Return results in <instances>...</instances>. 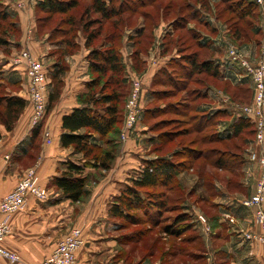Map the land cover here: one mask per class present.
<instances>
[{
	"label": "rangeland",
	"instance_id": "obj_1",
	"mask_svg": "<svg viewBox=\"0 0 264 264\" xmlns=\"http://www.w3.org/2000/svg\"><path fill=\"white\" fill-rule=\"evenodd\" d=\"M5 1L6 3L8 2L9 5L11 4L10 7L17 9V11H27L32 5L36 13L35 21L39 28V36H49L50 33H53L52 42H57L64 38L63 35L54 34V30L60 26L67 29L70 28L71 26L69 24L66 23L62 25V23L63 19L70 17L71 15L73 16L72 18L74 19V23H76L75 25H77L76 27L72 26L71 30L73 32L76 31V41L79 45L80 43L85 42L87 36V34L83 32L80 25L83 26L88 22L94 23L93 26L89 28V31L96 33L99 31L98 34L100 36L98 35L99 37L95 42V46H98L99 48L104 47L101 45L103 41L107 39L108 35L114 32L113 28L116 23L123 25V27L121 26L123 28L121 30V34L117 33L114 36L111 35L116 48L120 49V56L125 65L123 74L124 86L122 85L125 93L123 106L124 112L121 124L119 125V133L117 134V137H114V139H116L114 142L117 143L114 147L117 148L118 155L122 152L123 147L124 152L126 151V153H128L129 150H132L131 153L134 155L132 158V161H134L132 167L141 166L142 168L145 165L146 160L171 155L170 157L173 158V161L179 168L178 170L180 172L177 176L173 190H166L169 210L162 213L161 219H149V215L147 216L146 213L141 210L133 212L135 217H137V221H139V223L136 224H131L123 219L112 218L118 219V222L123 225L122 227H119L120 229L118 230V234L124 237V254L125 257H127L125 260L126 264H136L141 259H144L145 255L152 251L158 252L156 259H162L163 264H205L203 261L198 263L190 261L189 258L184 257V254L176 256L172 259V261L169 260L168 257L165 258L168 253L175 251L178 247L184 248V250L189 253L202 254L207 252L208 249H215L217 245L222 244L221 242L215 241V235L222 233L220 227L217 226L214 229H210V227H208V231L206 233L211 236L200 237V231L194 222L195 228L183 235L184 238L193 239L189 243L181 241L183 238L175 241L170 238L169 235L163 233L161 230L163 227L170 225L174 219H179L183 215H191V219H200L201 216L203 219H206V222L209 221V224L211 225L214 224L212 223L213 219L230 220L227 225H231V228L233 229L232 232L235 231L244 240L245 234H255L259 231V228L255 230V210L250 207L249 201L255 190H257L263 174V167L261 165V159L264 154L263 143L258 140L257 134L255 137L254 135L252 137L243 133V135H240L238 138L226 140L219 144H205L202 141L203 137H207V135L212 133V131L210 130V133L202 132L196 134L192 128V125H195L193 122L194 114L191 108L193 105L201 104L200 107L202 110L207 108L209 109L211 104L213 107H216V99L212 100L208 98L206 100L200 98V100L196 99V101L193 99L195 97L198 98V91L202 94L201 89L209 85L212 88V92L218 94L219 96V109H226L228 111L229 117H227L224 122V128L220 127L222 130L224 129V132H226L227 135L229 128L226 127H228L229 120L232 115L233 117L236 115H242L240 113L241 108H251L254 105L255 91L253 82H250V77H246L245 74L244 78H242L244 80L242 83L243 88L236 89L232 84V86L227 85L226 83L229 81L226 79L216 80L209 74H191L188 78L187 75L191 66H187L188 64L186 65L184 62V67L187 68H181L179 67L180 64H177L175 65L176 68L174 73L172 72L174 75V82L177 83V86L179 87L183 83L180 82L182 79L186 80V83L182 85L181 88H175L173 86H169L170 84H168V82L162 83L163 81H166V78L164 76L160 77V81L162 82L157 85H153L152 90L154 93L169 91L170 94L165 96L163 101L156 100L157 96H155L154 100H152L153 97L148 94L149 98L145 106L141 105L140 100L139 116L136 119L134 128L129 130L126 122L128 116L127 104L132 91V85L136 81L141 82L143 85L144 79H142L141 76L143 75L142 73L147 70V64H144L143 61L144 59H149L151 66H153L155 60L160 58L158 57V52L160 51L163 43H167L169 40L173 41L170 54L177 56L179 53L178 56H180L181 60L186 59V57L194 53L198 54L200 61L210 57V55H213L212 57L214 59L219 57H226V59H229V50L233 48L237 50L243 58L247 59L250 63H253V59L249 58V56L250 52H252V46L255 39H259V37L253 35L252 31L250 32V27L248 25L249 21H239L236 16L228 12L223 13V16L221 17H216L217 11H213V14L210 13L207 17L208 21H210L209 28H201V25L196 21H191L188 26L200 29L201 36H204L205 39H210L207 41L212 40L210 44L212 49L210 50L208 48H200L197 45V41L192 38V34L187 32L189 28H187L186 23L179 19L182 16L181 13H185L179 10V4L181 1L184 2L185 0H152L153 2L151 1L149 6L146 8H141L138 11H132L130 9L127 10L122 17L112 18L103 22L98 20L100 19V16L94 15L93 13L90 14L89 11L87 12L90 3L85 1H81L79 7L70 12L71 15L54 16H48L47 14L39 12L35 9L36 0H4V4ZM129 1H131V4H128L130 3ZM137 1L139 0H124V3H126L129 7H135ZM191 1L196 5L199 0ZM211 1L213 3V7L211 6V8L215 9L216 7L219 9L228 7L229 4L235 3V0ZM127 5L125 6L127 7ZM262 6L264 5H258L259 24L263 26L264 9L260 10ZM39 18L41 21H37ZM177 18V23L181 22L185 24V30L177 31L175 36L169 38L168 35L172 32L173 28L170 26V23L172 20ZM95 19L97 20L95 21ZM234 26H238L242 29L243 36L241 39H237L236 33L232 32V27ZM18 29L19 31L16 30L14 32L13 38L15 39H20L21 36L20 26H18ZM213 29L217 30V32L213 33ZM263 40L264 37L262 36V43L259 50L262 57L259 63L261 60H264V54L262 53ZM216 43H218V47L216 46ZM80 48L76 49L77 52ZM216 50H219L220 53ZM17 58L18 57H16V59ZM38 60L41 59L38 58ZM142 63L144 64L143 69L136 72V67ZM181 66L183 67V65ZM67 67L68 65L66 63L64 69ZM107 78L108 76L101 80V85L106 83ZM47 79L48 83H50L49 76H47ZM16 88H13V90H19V87L17 89ZM107 91H110V89ZM194 93L195 95L193 96ZM154 105L159 106V108H162L163 110H161L160 113L156 112V115L151 114L147 119H142L141 115L143 116V109ZM161 120L169 121V124L160 128L157 126V123ZM161 131L174 133L170 136L173 141L166 138H164V140H158V133ZM102 141H100L102 147H110L105 141ZM158 145H162V150L157 152L156 149ZM202 149L218 151L217 154L211 156V159L214 162L217 157H224L226 163L225 169L215 167L212 164V161L208 162L204 159L197 160L189 169L191 164L190 160H187L186 156L200 153ZM253 155L256 156V159H253ZM244 157L245 161L244 163H241V159ZM184 163H186L185 166ZM127 164H129V161L125 160L124 166ZM97 169L99 174L105 171L100 170L99 168ZM130 170L131 168L127 171L128 176L130 175V179L128 178L129 181L126 180V177L124 178L125 181L129 183V185L124 183V191L127 186H132L133 179L139 176L137 171L129 172ZM132 173H134L133 176ZM164 190V188H159L156 191L160 192ZM144 192L145 191L142 190L141 193L143 194ZM149 192L150 194L154 193L152 190H149ZM148 199H152L150 201H156V198H152V196ZM153 211L154 209H150L147 213H153ZM234 219L242 220L237 221ZM156 221H158V226H154V222ZM220 222H222V220H220ZM148 229H151V231H146ZM205 229L207 230V227ZM138 231L141 233L143 231L145 232L142 235H137L136 233ZM71 232L65 236V238L70 236ZM208 238H210L209 241H207ZM174 243L176 244L175 246ZM129 254L130 257H128Z\"/></svg>",
	"mask_w": 264,
	"mask_h": 264
},
{
	"label": "trees",
	"instance_id": "obj_2",
	"mask_svg": "<svg viewBox=\"0 0 264 264\" xmlns=\"http://www.w3.org/2000/svg\"><path fill=\"white\" fill-rule=\"evenodd\" d=\"M81 1L89 2L90 4L87 12L89 11L90 14L93 13L94 15L100 16V19L98 20L103 22L112 18L122 17L124 13L130 9L132 11H138L141 8H146L149 6V3H151L152 0H139L136 2L135 7H129L126 3H124V0H40L36 7L39 12H43L48 16L68 15L72 10L79 7ZM129 2L130 3L128 4H131V1ZM124 4L127 5V7ZM179 6V10L181 12H185L181 13L182 16L180 15L181 17L179 19L186 23L187 28H189L187 32L192 34V38L197 41V45L200 48H208L211 50L212 46L210 44L212 40L207 41L204 36H201L200 29L196 27L194 28L192 26L190 27L188 25L191 21H196L201 25V28H209L210 21H208L207 17L210 13L213 14V11H217L216 17H221L223 16V13L228 12L236 16L239 21H249L248 25L250 27V32L252 31L253 35L259 37V39H255L254 43L261 46L263 35L262 31H259V28L257 27L259 24V7L255 0H235V3H231L228 5V7H223L221 9L217 7L216 9L211 8V6L213 7L211 0H199L196 5L191 0H185L184 2L181 1ZM72 17L73 16L71 15L70 17L63 19L62 25L67 23L71 27H76L77 25H75L76 23H74V19ZM96 20L97 19H95V21ZM37 21H41V19L39 18ZM177 21L178 18L172 20L170 23V26L173 28L172 32H170L168 35L169 38L175 36L177 31L185 30V24L181 22L177 23ZM93 24L94 23L92 22H88L83 26L80 25L83 32L87 34L85 47L87 50H89L87 59L89 61L91 81L88 84V92L82 97L80 107L73 109L70 114L63 117L62 128L64 132L61 134L60 138L62 147L71 148L74 154L80 155L82 159L85 160V162L75 163L73 161H68L65 163L66 167L60 173V175L52 180V185L63 193L64 198L75 203L81 202L87 196H89L90 193L87 189L88 176L85 175V169L87 166L93 164V167L105 171H108L112 168L118 155V150L116 147H114V145L117 144L114 142V140H116L114 137H117V134L119 133V125L121 124V120L123 118L122 115L124 112L123 106L125 93L123 87V74L125 65L120 56V49L116 48L115 42L111 38V35L114 36L117 33L121 34L123 25L116 23L113 28L114 32L109 34L107 39L104 40L101 45L104 47L107 45V47L99 48L98 46H95L96 39L100 36L98 34L99 31H97V33L89 31V28L93 26ZM71 27L67 29L63 26H60L54 30V34L64 36L62 40L57 42L65 43L67 46L63 53H61L59 56V63L56 65V68L58 69H53L49 76L46 62L41 59L47 69V76L52 79L54 89L50 93L48 91L46 116L42 123L36 129H33L34 137L39 136L41 133V128L44 125L46 117L60 95L62 86L61 74L65 71V65L61 58L72 55L76 49L79 48V44L76 41V31L73 32ZM215 29L212 30L213 33L217 32ZM16 30L19 31L15 14H13L9 10V7L4 4V0H0V52L8 53V47ZM232 32L236 33L237 39H241L243 36V31L238 26L232 27ZM52 39L53 33H50L49 40L51 41ZM172 44L173 41L171 40H169L167 43H163L160 51L158 52V57H170L172 55L170 54ZM178 55H172L166 67L158 71V73L153 78L152 86L161 83L162 81H160V77L164 76L166 81H163L162 83L168 82V84H170L169 86L181 88L182 85L186 83V80L182 79V81H180L183 82L182 85L180 87L177 86L178 84L175 83L173 79V73L176 68L175 65L177 64H180L179 67L181 68H187L184 67L185 63L186 65L188 64L187 66H191V69L187 75L188 78L191 74H209L216 80L221 78V67L224 62H220V60H217V58L214 59L212 57L213 55H210V57L202 61L199 60L197 53L186 57L184 60H181L180 56ZM144 64L142 63L141 65H138L135 69L136 72L141 71ZM181 65H183V67ZM107 76L108 78L106 83L101 85V80ZM226 84L232 86L230 81ZM8 86H10V88H13V86H15V88L19 87L18 89L20 90L21 84L18 81L16 84L6 82L4 72L0 66V125L5 126L7 131H12L20 116L24 112L27 101L19 96L8 94ZM234 87L236 89H242L243 85H234ZM109 89L110 91H107ZM210 89L212 88L209 85L203 87V89H201L202 94H200V91H198V98L195 97L193 99L195 101L196 99L200 100V98L207 100L209 98ZM19 90H17V92ZM168 94H170L169 91H161L160 93L155 92L152 95V100H154L155 96H157L156 100L163 101L165 96ZM194 95L195 93L193 96ZM200 106L201 104H196L191 107L194 114L193 122L195 124L192 125V128L194 129L193 131H195L196 134L202 132L210 133V130L212 131V133L207 135V137H203V143L219 144L226 140L238 138L240 135H243V133H246L252 137L254 135L255 137L256 129L251 119L243 115H236L237 117H233L231 114L232 117L229 120V125L226 127L229 128L228 134L226 135L224 129H219L218 126H220V124H224L227 117H229L228 111L226 109H219L215 111H211L209 109L202 110ZM161 110L163 109L155 105L149 108H144L142 112L143 116L141 115V117L142 119H147L151 114L156 115L155 113H160ZM166 124H169V121L161 120L159 123H157V126L161 128ZM173 134L174 133L161 131L158 133V140H164V138H166L170 141H173L170 138V136ZM100 141H105L110 147H102ZM161 150L162 145H158L156 151L158 152ZM212 151L211 149H202L200 153H188L191 154L186 156L187 160H190L191 164L189 169L197 160L204 159L208 162L212 161L211 156H214L218 153L216 150ZM170 156H162L155 159L146 160L145 165L140 169L139 176L133 179V185L127 186L125 191L122 193L123 195L121 194L116 199V203L112 204L110 208V214L112 217L123 219L124 221H128L131 224H136L139 223V221H137V217H135L133 212L136 210H141L144 211L147 216L149 215V219H161L162 213L169 210L166 190H173L177 176L180 174L178 170L179 168L174 163L173 158ZM244 161L245 157L241 159V163H244ZM212 164L215 167L225 169V158L222 156L217 157L214 162L212 161ZM185 165L186 163H184V166ZM159 188H164L165 190L160 192L156 191ZM142 190L145 191L143 194L141 193ZM149 190L154 191V193L150 194ZM150 196H152V198H156V201H150L152 200L148 199ZM150 209H154L153 213H147ZM196 220L198 221V219H191V215H183L179 219H174L170 225L163 227L161 230L175 241L183 238L181 241H184V243H189L193 239L184 238L183 235L195 228L194 222L196 225ZM198 222L200 223V221ZM157 223L158 221L154 222V226H158ZM212 223L214 224L211 225L209 224V221H207V225L210 227V229H214L216 226L220 227L221 230L228 228V225L226 223H221L220 219H213ZM197 228L200 231V237H204L202 229L198 226ZM149 230L151 231V229L146 231ZM144 232L145 231L141 233L138 231L136 234L142 235ZM175 245L176 244L174 243V246ZM183 254L184 257L189 258L190 261H195L197 263L204 260L205 257L203 254L189 253L188 251L184 250V248L178 247L175 251L168 253L165 258L168 257L169 260L172 261V259H174L176 256Z\"/></svg>",
	"mask_w": 264,
	"mask_h": 264
},
{
	"label": "crops",
	"instance_id": "obj_3",
	"mask_svg": "<svg viewBox=\"0 0 264 264\" xmlns=\"http://www.w3.org/2000/svg\"><path fill=\"white\" fill-rule=\"evenodd\" d=\"M39 1L36 0L35 4L37 5ZM5 4L15 14L18 26L21 28V36L20 39L11 40L8 53L0 52V66L6 82L16 84L18 81L21 84L19 92L13 90L15 86L12 89L8 86L7 93L25 99L27 105L12 131H7L5 126L0 125V201L16 187L29 168L37 170L40 182L48 189L50 196L46 202H40L31 197L24 211L12 215L10 232L3 246L17 253L20 256V262L11 263L6 259H1L0 264L40 263L74 228L82 230L85 240L84 245L77 252L75 264H126L124 237L118 234L119 227L123 225L118 222V219H112L110 208L124 192V183L129 185L124 179L125 177L126 180L130 179L127 171L131 168L129 172L137 171L138 174L140 172L141 166L132 167L134 163L132 150L126 153L123 147L115 164L106 172L99 174L98 169L92 164L86 167L87 189L90 193L81 202L75 203L64 198L63 193L52 185V180L65 169V163L68 161L85 162L80 155L74 154L71 148L62 147L60 138L64 132L63 117L70 114L73 109L80 107L82 97L88 92V84L91 81L87 59L89 50L86 49L85 42H82L78 52L76 50L72 55L62 58L64 65L67 63L68 67L61 74L60 95L51 107L41 133L34 137V132L30 127L33 105L28 96L27 68L25 63H16V57L22 51L28 50L35 58L43 59L47 63L50 76L53 69H58L56 65L59 63V56L67 46L62 42H51L48 35L39 36V28L35 21L36 13L32 5L27 11H17L10 7L11 4L9 5L8 2L5 1ZM262 9L264 6L260 10ZM257 27L259 31L262 30V25L258 24ZM216 46L218 47V43ZM252 47L249 58L253 59L252 64L257 65L262 57L259 52L261 46L254 43ZM216 51L220 53L219 50ZM171 57L157 58L153 66L149 59H144L147 70L141 76L144 79L142 106L146 105L148 94L152 97L154 93L152 90L154 76L160 69L166 67ZM217 60L224 62L220 79H226L236 86L242 84L245 73L239 65L232 63L226 57H219ZM53 89L54 84L50 79L49 93ZM209 98L216 99V107L211 104L209 110H219V96L213 93L212 89L209 90ZM223 125L220 124L218 128ZM45 130L50 133V143L45 140ZM125 160L129 161L126 166H124ZM220 220L224 224L230 222L226 219ZM198 221L196 220V225L202 229L204 237L211 236L206 233L208 231L205 229L206 225ZM257 229L256 225L255 230ZM232 230L231 225H228V228L222 229V233L215 235V241L222 244L202 253L205 256L202 261L205 264H264V245L258 241H245ZM209 240L210 238L207 239ZM157 254V251L149 252L136 264H163L161 259H156Z\"/></svg>",
	"mask_w": 264,
	"mask_h": 264
},
{
	"label": "built area",
	"instance_id": "obj_4",
	"mask_svg": "<svg viewBox=\"0 0 264 264\" xmlns=\"http://www.w3.org/2000/svg\"><path fill=\"white\" fill-rule=\"evenodd\" d=\"M258 5H264L263 0H255ZM264 37V25L262 26ZM262 53L264 54V40ZM229 60L239 65L250 77L254 84V105L251 108H241V114L254 123L258 140L264 145V60L257 65H252L247 59L243 58L237 50H229ZM16 63H25L27 71V81L29 85L28 96L33 105V113L30 120L31 130L36 129L46 116L48 104V79L47 69L41 60L35 58L28 50L22 51ZM143 85L136 81L132 85L129 101L127 104V128L133 129L136 119L139 116L140 100ZM46 142L50 143L49 131H44ZM253 159L256 156L253 155ZM263 174L261 176L257 190L250 198L249 205L255 210V223L259 231L255 234H245V240L258 241L264 245V154L261 159ZM49 191L42 186L40 177L35 168H29L25 171L16 187L6 194L0 201V260L6 259L11 263L20 262V256L9 251L3 246L9 232L10 220L14 213L24 211L27 208L28 201L34 197L40 202H46L49 199ZM207 227L206 219L200 216L198 219ZM85 240L80 229H74L71 235L61 240L54 251L44 261L37 264H75L77 261V252L84 245Z\"/></svg>",
	"mask_w": 264,
	"mask_h": 264
}]
</instances>
